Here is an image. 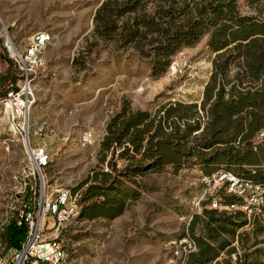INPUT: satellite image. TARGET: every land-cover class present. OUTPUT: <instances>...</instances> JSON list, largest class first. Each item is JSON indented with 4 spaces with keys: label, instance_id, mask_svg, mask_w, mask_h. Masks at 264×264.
I'll return each instance as SVG.
<instances>
[{
    "label": "rangeland",
    "instance_id": "374dc122",
    "mask_svg": "<svg viewBox=\"0 0 264 264\" xmlns=\"http://www.w3.org/2000/svg\"><path fill=\"white\" fill-rule=\"evenodd\" d=\"M104 1L0 0V81L16 73L13 63L4 61L3 41L9 38L21 49L32 34H46L44 66L34 81L35 103L30 118L31 123L42 122L56 133L52 137L44 135L51 164L42 176L49 195L61 189L72 191L88 176L92 177L96 168L123 169L124 162L118 158L123 148L101 150L106 126L122 108L154 115L170 102L199 106L211 73L214 55L207 46L206 35L192 47L181 48L168 71L158 79L152 78L146 60L138 57L135 48L118 50L114 43L95 33V13ZM240 3L242 15L264 16V6L250 7L244 0ZM85 131L93 134L87 145L79 139ZM68 134V142L60 140ZM39 142L31 136L33 147ZM255 142H264V132L258 134ZM24 170V147L13 140L0 105V226L20 209L28 191ZM205 178L198 168L174 171L167 167L143 178L148 190L130 203L122 215L111 220L77 218L66 224L60 241L67 264H184L185 259L175 255L184 244L181 238L190 233V222L194 215H200L201 203L212 202L225 186V180L221 181L216 173ZM86 186L75 192L78 201ZM240 190L234 188L235 192ZM243 191L244 199L252 197L256 200L253 203L264 205L260 201L264 198L262 191L249 187ZM246 213L254 225L257 222L264 226L260 212ZM200 227L198 222L195 235H199ZM252 229L250 225L244 230ZM255 239L259 242L256 248L264 250V233H258ZM2 253L9 256V251ZM222 259L226 256L219 260ZM261 259L264 261L263 256ZM235 261L232 257L231 262Z\"/></svg>",
    "mask_w": 264,
    "mask_h": 264
},
{
    "label": "trees",
    "instance_id": "16d2710c",
    "mask_svg": "<svg viewBox=\"0 0 264 264\" xmlns=\"http://www.w3.org/2000/svg\"><path fill=\"white\" fill-rule=\"evenodd\" d=\"M240 1L105 0L97 9L95 33L118 50L135 48L154 79L168 71L181 48L192 47L206 35L214 58L199 106L170 102L154 115L124 107L109 121L101 150L123 148L118 158L124 167L96 168L92 177L72 189L75 193L87 185L80 197L78 221L122 215L148 190L143 178L167 167L174 171L198 168L208 178L229 173L242 183L264 186V142H255L264 132V16L242 15ZM244 2L264 6V0ZM2 50L4 61L12 64ZM12 65L16 73L0 81V97L16 88L19 75ZM228 185L225 182L216 194L221 206L247 207L264 217L263 204L228 193ZM210 205V201L201 203L200 215L190 222V233L181 238L189 236L196 244L184 264H264V250L256 248L255 239L264 233V226L257 222L255 226L244 211L227 212ZM198 222L200 233L195 235ZM250 225V232L244 230ZM25 234L24 223L11 222L3 234L7 250L18 248ZM223 256L226 259L220 261Z\"/></svg>",
    "mask_w": 264,
    "mask_h": 264
},
{
    "label": "built area",
    "instance_id": "2783aa9c",
    "mask_svg": "<svg viewBox=\"0 0 264 264\" xmlns=\"http://www.w3.org/2000/svg\"><path fill=\"white\" fill-rule=\"evenodd\" d=\"M46 41L45 33L36 32L28 38L27 44L21 49L9 38H6L2 43L9 59L19 73V80L15 89H11L0 97V105L5 124L13 140L21 142L24 147L27 170L23 172L24 177L28 180V184L25 183V189L28 191L21 201L20 209L13 217H8V219L6 217V220L0 226V242L2 240L1 234L5 232L6 227L11 222H14L17 226L22 223L26 225L25 237L18 248L11 250H7L6 243L3 240V247L0 248V264H67L64 245H62L60 237L65 225L77 219L81 209L78 193L61 189L57 191V194L49 195L42 176V172L49 168L51 164V155L48 144L44 140V135L52 137L56 136V133L49 130L42 122L31 123L30 117L35 103L34 81L38 78L44 66L42 53ZM31 136L40 140L39 145L36 147L31 145ZM69 137L68 134L62 136L60 140L68 142ZM79 139L83 145L90 144L93 134L91 131H85ZM218 175L221 181L225 180L229 184L228 193L244 198L243 190L246 187L264 193V186H252L242 183L237 177L229 173ZM235 187H240L241 190L235 192ZM241 191L243 192L239 194ZM262 199L264 198L261 197L260 201ZM219 201L220 199L217 198L212 200L209 208L227 212L247 211V207L221 206ZM253 201L256 200L252 197L249 198V202L253 203ZM46 217L50 221L48 219L45 221ZM181 242L184 243L182 248L175 251V255L179 258L185 259L189 253L196 251L195 241L189 236L181 239ZM5 250L9 251L8 257L3 256L2 251Z\"/></svg>",
    "mask_w": 264,
    "mask_h": 264
}]
</instances>
